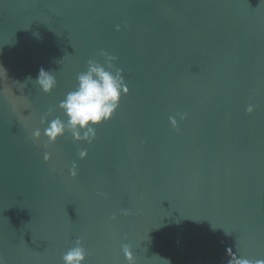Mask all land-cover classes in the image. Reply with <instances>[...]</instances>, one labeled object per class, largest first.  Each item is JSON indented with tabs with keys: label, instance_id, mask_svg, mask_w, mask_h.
I'll return each mask as SVG.
<instances>
[{
	"label": "water",
	"instance_id": "water-1",
	"mask_svg": "<svg viewBox=\"0 0 264 264\" xmlns=\"http://www.w3.org/2000/svg\"><path fill=\"white\" fill-rule=\"evenodd\" d=\"M0 264H264V0H0Z\"/></svg>",
	"mask_w": 264,
	"mask_h": 264
}]
</instances>
